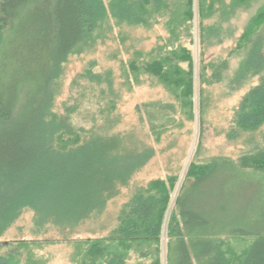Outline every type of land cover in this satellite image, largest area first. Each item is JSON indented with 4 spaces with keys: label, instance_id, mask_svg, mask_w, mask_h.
I'll use <instances>...</instances> for the list:
<instances>
[{
    "label": "trees",
    "instance_id": "16d2710c",
    "mask_svg": "<svg viewBox=\"0 0 264 264\" xmlns=\"http://www.w3.org/2000/svg\"><path fill=\"white\" fill-rule=\"evenodd\" d=\"M254 1L0 0V238L25 209L34 214V233L50 224L72 234L83 222L101 214L121 188L131 190V180L155 156L152 147L134 142L133 131L107 133L104 128L112 122L111 117L95 129L86 130L72 124L74 109L65 115L53 111L62 64L69 54L79 52L89 40V48L93 47L100 38L95 32L110 19L118 26L159 30L154 34L153 46L137 49L128 62V73L133 74L137 86L141 77H149L177 103L143 106L151 120L150 133L159 143L173 125L178 107L186 121L193 119L195 20L202 56L205 47L219 46L233 37L227 23ZM262 25L264 5L237 41L238 48L248 44L245 60L235 71V80L240 84L246 77L245 69L251 71L250 76L264 73L263 40L261 34L257 35ZM255 58L257 61L252 62ZM208 68L220 82L228 60L219 65L201 63L199 86ZM83 78L93 84L104 83L113 92L110 70L104 74L86 71ZM229 122L232 126L225 138L231 142L264 127V76L232 108ZM247 147L250 151L236 160L235 169L264 174V140L262 146ZM214 159L201 165L191 163L187 177L196 182L206 178ZM147 184V188L135 186V193L122 204L116 225L107 236L64 239L72 242L70 263L264 264V236L255 238L240 253L225 249L221 236H210L206 224L204 229L199 225L198 214L181 207L186 185L175 200L182 222L178 223L172 214L163 256L164 220L175 184L173 178ZM53 244L56 242H0V264H45L34 251Z\"/></svg>",
    "mask_w": 264,
    "mask_h": 264
},
{
    "label": "rangeland",
    "instance_id": "374dc122",
    "mask_svg": "<svg viewBox=\"0 0 264 264\" xmlns=\"http://www.w3.org/2000/svg\"><path fill=\"white\" fill-rule=\"evenodd\" d=\"M263 5L264 0H255L250 7L239 11V14L227 23L228 28L233 29V37L219 46L205 47L202 56L198 46V25L195 20L192 45L195 69L193 119L186 121L178 107L173 125L159 138V143L150 133L151 120L143 106L153 102L174 105L177 103L170 93L156 84L155 80L141 77L140 85L137 86L133 74L128 73V62L135 56V51L142 47L150 49L154 43V34L159 30L144 31L141 27L118 26L110 19L95 32L100 38L95 40L93 47L89 48L91 45L89 40L79 52L69 54L62 64V76L58 82L60 87L53 103V111L58 115H65L66 111L74 109L72 124L86 130L95 129L96 125L111 117L110 127L104 128L107 133L133 131L136 137L134 142L142 147H152L155 156L131 180L129 186H132L131 190L121 188L119 195L107 203L101 214L83 222L72 231V234L67 229H58L50 224L43 230L41 228V232L34 233L36 231L32 223L34 214L25 209L0 238V242L23 240L56 242L53 245H44L40 251L35 250L34 255L42 258L45 264H72L70 263L73 253L70 244L72 242L64 239L68 236L72 237V240L106 236L116 225L117 214L122 204L135 193L136 185L147 188V183L152 180L167 181L169 178H173L175 186L165 214L162 234L163 256L166 249V230L172 214L176 215L178 223L182 222L175 207V200L184 185L186 187L181 196V207L194 210H190V213L198 214L199 225L204 229L206 224V231L210 236L214 234L221 236L225 249L240 253L248 248L255 238L264 236V174H256L251 170L241 171L234 167V164H237L236 160L248 151L247 145L262 146L264 127L253 134H242L237 141L231 142L225 138L226 132L232 126V122H229L232 118V108L237 106L264 76V73L250 76L251 71L245 69L246 77L243 76L241 84L235 80V71L245 60L248 50L246 43L238 48V38L249 20ZM106 27L109 28L106 30ZM258 31L257 35H262L261 54L264 58V25ZM227 60L228 69L221 73L220 82L215 78L218 75L213 73V69L208 68L201 83L202 87L199 86L201 63L219 65ZM251 61L256 62L257 59ZM185 66L183 65V68ZM109 70L112 71L113 92L109 91L104 83L93 84L83 78L86 71L104 74ZM127 77L131 80L129 83ZM212 158H215L212 170L206 178L196 182L187 177L186 173L191 163L201 165ZM105 230L107 232L103 234Z\"/></svg>",
    "mask_w": 264,
    "mask_h": 264
},
{
    "label": "crops",
    "instance_id": "0c3cea01",
    "mask_svg": "<svg viewBox=\"0 0 264 264\" xmlns=\"http://www.w3.org/2000/svg\"><path fill=\"white\" fill-rule=\"evenodd\" d=\"M113 228H114V227H112V228L110 229V231H111ZM110 231H109V232H110ZM106 232H107V231L105 230L103 234H105ZM109 232H108V233H109ZM103 234H102V235H103ZM106 236H107V235H106ZM103 237H104V236H103Z\"/></svg>",
    "mask_w": 264,
    "mask_h": 264
}]
</instances>
